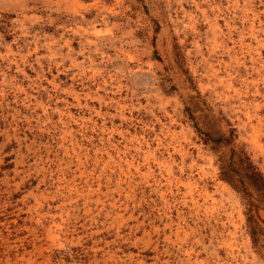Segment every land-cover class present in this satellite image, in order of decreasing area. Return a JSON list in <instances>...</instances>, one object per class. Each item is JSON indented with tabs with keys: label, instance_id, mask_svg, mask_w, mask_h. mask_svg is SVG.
I'll return each instance as SVG.
<instances>
[{
	"label": "rangeland",
	"instance_id": "1",
	"mask_svg": "<svg viewBox=\"0 0 264 264\" xmlns=\"http://www.w3.org/2000/svg\"><path fill=\"white\" fill-rule=\"evenodd\" d=\"M0 264H264V0H0Z\"/></svg>",
	"mask_w": 264,
	"mask_h": 264
},
{
	"label": "trees",
	"instance_id": "2",
	"mask_svg": "<svg viewBox=\"0 0 264 264\" xmlns=\"http://www.w3.org/2000/svg\"><path fill=\"white\" fill-rule=\"evenodd\" d=\"M241 181V180H240Z\"/></svg>",
	"mask_w": 264,
	"mask_h": 264
}]
</instances>
